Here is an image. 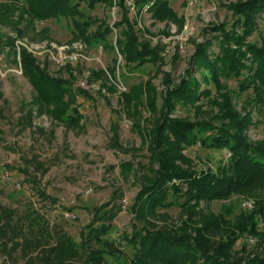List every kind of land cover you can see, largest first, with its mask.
<instances>
[{"label": "rangeland", "instance_id": "obj_1", "mask_svg": "<svg viewBox=\"0 0 264 264\" xmlns=\"http://www.w3.org/2000/svg\"><path fill=\"white\" fill-rule=\"evenodd\" d=\"M248 1L167 0L169 12L161 17L145 9L138 13L140 0L92 8L80 1L79 14L40 18L33 10L38 5L0 0V219L7 227L0 236V264H87L86 252L94 250L105 251V264H126L136 251L129 239L144 228L203 233L213 252H225L231 260L264 253V175L254 174L228 195L134 211L139 175L150 177L157 168L138 130H150L162 115L163 121L233 125L254 148L264 147V59L259 56L264 55V12L248 26L235 7ZM123 13L135 45L155 50L157 62H130L118 52L115 43L129 37ZM106 26L111 30L99 36ZM14 38L33 46L35 62L50 77L83 90L73 105L82 116L79 125L68 128L31 103L35 92L9 46ZM50 42L83 48L76 60L59 66L34 49ZM202 50L217 63L213 74L199 64ZM113 66L116 82L106 71ZM182 80L200 87L197 97L192 102L174 97L166 110V89ZM166 130L160 150L176 157L177 166L231 174L225 148L173 144ZM5 170L20 188L2 177ZM65 211L75 218H64ZM64 239L77 249L75 255L56 248Z\"/></svg>", "mask_w": 264, "mask_h": 264}, {"label": "trees", "instance_id": "obj_2", "mask_svg": "<svg viewBox=\"0 0 264 264\" xmlns=\"http://www.w3.org/2000/svg\"><path fill=\"white\" fill-rule=\"evenodd\" d=\"M33 8L34 14L40 18H47L56 15L67 17L69 15L79 14L77 7L80 1H83L88 7L92 8L97 3L111 4L113 0H78L74 5L70 0H25ZM123 1V0H121ZM149 0H140L138 13ZM138 3V1H137ZM167 0H156L148 9L156 17H161L169 11ZM119 1V6L122 7ZM235 7H240L239 14L243 21L253 25L256 14L264 12V0H250L248 2H239ZM122 24L127 29L130 27V21L127 13H123ZM73 23L76 22L73 20ZM111 28L105 27L99 36L104 37ZM129 28L127 29V31ZM128 38L125 43L117 41L115 47L122 55L124 60L144 64L146 61L157 62L158 53L155 50L137 47L135 37L127 32ZM20 38H14L9 43L10 49L18 59L22 74L28 78L35 96L31 101L38 106L40 114H46L53 121L64 124L68 128L79 125L81 115L76 113L78 106H73L77 97V92L85 94L82 89L73 87V83L55 77H50L35 62V57L24 46H18L17 41ZM88 40V39H87ZM201 49V48H199ZM264 59V55H259ZM199 64H205L208 71L213 74L216 71V62H211L207 57V51L202 50L198 54ZM114 66L106 69L107 74L116 82ZM261 69V67H260ZM105 75V73H104ZM114 75V76H112ZM169 77V76H168ZM110 81V80H108ZM181 84L176 88H168L163 95V106L166 110L171 109L174 97L185 101H193L200 87ZM114 88V86L112 85ZM132 99H130L131 101ZM73 106V108H72ZM71 108V109H70ZM71 110V111H70ZM71 113V114H70ZM74 113V115H72ZM162 119L150 130H138L143 135L142 139L147 140L148 147L153 159L157 162V168L150 177L139 175L140 189L136 195L134 211L141 207L148 209L165 208L177 206L180 207L186 199H211L223 195H228L232 191H237L240 187L248 184L254 174L257 177L264 175V147L254 148L247 143L244 136L234 130L231 126L213 127L208 123H190L182 120ZM26 117V121H28ZM164 129L172 135L173 144H196L203 147L225 148L229 153L228 170L231 174L221 172L219 175L211 171H191L185 170L175 164L176 157L172 154L160 150L166 134L162 133ZM117 136V130H115ZM255 154L259 155L258 157ZM245 184V185H244ZM240 185V186H239ZM41 196L45 194L38 190ZM264 211V205L260 208ZM7 214L4 215V218ZM255 225V224H254ZM0 219V236H4L6 228ZM254 227V228H253ZM252 230L256 232V227ZM144 233L135 234L129 239V244L135 247V253L131 260L126 264H264V253L255 255L248 259L231 260L229 254L223 252H213L211 249V240L203 233L196 235L181 233L172 234L164 231H150L144 228ZM62 238L61 236L58 239ZM57 239V238H56ZM137 245H139L138 248ZM60 251L76 254L77 249L67 239L57 243L56 248ZM104 250H94L86 252L87 264H105Z\"/></svg>", "mask_w": 264, "mask_h": 264}, {"label": "built area", "instance_id": "obj_3", "mask_svg": "<svg viewBox=\"0 0 264 264\" xmlns=\"http://www.w3.org/2000/svg\"><path fill=\"white\" fill-rule=\"evenodd\" d=\"M156 0H149L145 5L143 10H148L155 2ZM129 10H134L133 5L129 4L128 5ZM17 45L18 46H24L29 52L32 51L33 46L27 47L26 44H24L21 41H17ZM83 46L81 44H73L72 48H70L68 45H57L56 43L50 42L48 44H39L37 46L34 47V49H40L43 52H45L50 58H53L59 66H64L66 65L69 61L72 60H76L79 56V50H82ZM32 53V52H31ZM2 177L5 178L7 180L8 183H11L10 181H12V176L10 174V172L8 170H5L2 172ZM12 185L16 186L17 188H20V183H14V181H12ZM91 188H88L87 190H85V193H91ZM124 203H126V201L124 200ZM62 215L64 218H69V219H73L75 218V214L69 212V211H65L62 212Z\"/></svg>", "mask_w": 264, "mask_h": 264}]
</instances>
